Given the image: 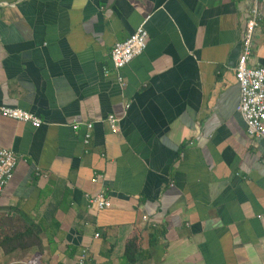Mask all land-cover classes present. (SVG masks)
<instances>
[{
	"label": "crops",
	"instance_id": "obj_1",
	"mask_svg": "<svg viewBox=\"0 0 264 264\" xmlns=\"http://www.w3.org/2000/svg\"><path fill=\"white\" fill-rule=\"evenodd\" d=\"M252 7L0 0V107L42 121L0 114V149L19 157L0 216L41 231V250H0V264H77L84 250L88 264H131L136 234L134 264H264V138H248L234 78ZM259 14L248 63L264 67V0ZM144 22L147 47L119 82L111 50ZM96 174L105 181L93 183ZM101 191L113 207L97 213L86 196Z\"/></svg>",
	"mask_w": 264,
	"mask_h": 264
},
{
	"label": "built area",
	"instance_id": "obj_2",
	"mask_svg": "<svg viewBox=\"0 0 264 264\" xmlns=\"http://www.w3.org/2000/svg\"><path fill=\"white\" fill-rule=\"evenodd\" d=\"M259 18V0H253V7L242 35L241 53L234 68V78L239 87V102L236 110L245 124L246 134L253 144L264 138V67L248 63L255 48V31ZM148 37L149 33L146 30V22H144L127 40L113 46L110 61L119 82H122L119 75L120 70L145 51ZM129 107L126 105V109ZM0 114L18 122L29 123L35 128L42 125V121L38 117L20 108L1 106ZM107 122L110 123L113 131L119 129V118L109 115ZM79 126L80 123L73 122L71 129L74 133L78 131ZM83 127L85 134L82 145L88 147L92 139L93 125L85 123ZM18 162L19 157L15 152L10 149H0V203L4 189L12 180ZM36 176L43 180L49 178L46 173L39 170L36 171ZM105 179V175L96 174L93 183L98 184L104 182ZM86 201L88 208L97 213L111 210L113 207L112 201L103 191L95 195H87ZM143 219L149 221L148 217ZM95 238L99 239L100 235L97 234ZM89 261L90 254L88 250H84L78 257L77 264H88Z\"/></svg>",
	"mask_w": 264,
	"mask_h": 264
},
{
	"label": "trees",
	"instance_id": "obj_3",
	"mask_svg": "<svg viewBox=\"0 0 264 264\" xmlns=\"http://www.w3.org/2000/svg\"><path fill=\"white\" fill-rule=\"evenodd\" d=\"M41 231L27 225L22 219L0 216V250L4 256H9L16 251H27L31 248L41 250ZM140 236L136 234L126 247V258L129 263L138 261Z\"/></svg>",
	"mask_w": 264,
	"mask_h": 264
}]
</instances>
